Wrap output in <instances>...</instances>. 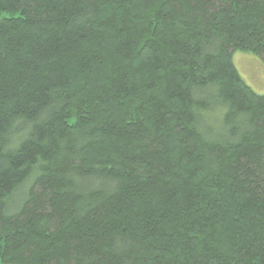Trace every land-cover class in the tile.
Instances as JSON below:
<instances>
[{
    "label": "trees",
    "instance_id": "1",
    "mask_svg": "<svg viewBox=\"0 0 264 264\" xmlns=\"http://www.w3.org/2000/svg\"><path fill=\"white\" fill-rule=\"evenodd\" d=\"M0 13V264H264V0Z\"/></svg>",
    "mask_w": 264,
    "mask_h": 264
},
{
    "label": "rangeland",
    "instance_id": "2",
    "mask_svg": "<svg viewBox=\"0 0 264 264\" xmlns=\"http://www.w3.org/2000/svg\"><path fill=\"white\" fill-rule=\"evenodd\" d=\"M5 14L0 13V17ZM233 61L237 66L244 80L258 93H264V65L262 58L252 52L235 51ZM220 120L219 114H213L209 118V123L217 126ZM20 196L14 200V207L21 203Z\"/></svg>",
    "mask_w": 264,
    "mask_h": 264
}]
</instances>
